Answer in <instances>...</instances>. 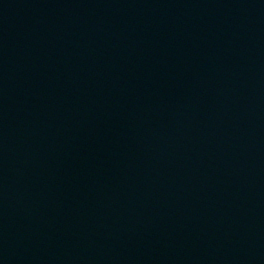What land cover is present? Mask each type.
<instances>
[{"label": "water", "instance_id": "water-1", "mask_svg": "<svg viewBox=\"0 0 264 264\" xmlns=\"http://www.w3.org/2000/svg\"><path fill=\"white\" fill-rule=\"evenodd\" d=\"M0 264H264V0H0Z\"/></svg>", "mask_w": 264, "mask_h": 264}]
</instances>
